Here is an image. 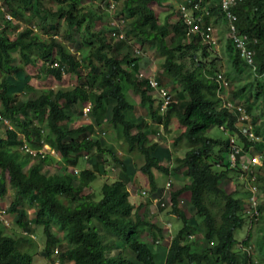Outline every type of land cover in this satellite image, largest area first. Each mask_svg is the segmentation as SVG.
Instances as JSON below:
<instances>
[{"label": "trees", "instance_id": "1", "mask_svg": "<svg viewBox=\"0 0 264 264\" xmlns=\"http://www.w3.org/2000/svg\"><path fill=\"white\" fill-rule=\"evenodd\" d=\"M49 1L53 6L46 5V0H0L5 14L16 20L3 18L0 22V198L11 191L9 212L15 215L13 223L25 231L16 233L0 219V264H32L27 247L33 238L26 234L31 233L32 225L24 210L31 207L35 209L33 225L42 226L45 235L40 254L49 260L58 255L64 264H129L126 250L140 264H255L253 249L259 264L264 263V222L256 226L254 235L249 230L238 244L235 234L244 225V215L253 209H246L251 206L249 199L245 205L227 192V171L236 169L215 168L216 161L223 166L221 152L229 151L230 138L243 143L237 159L248 152L262 153L264 158V0H239L231 9L237 18V33L249 38L254 64L240 57L231 38H226L227 59L235 76L248 68L251 77L232 89L226 99L233 104L230 110L222 105L221 94H228L235 76L205 70L204 62L195 59L198 50L203 57L212 55L211 48L199 33L186 35L178 7L176 22H169L166 15L160 23L159 15L172 8L163 0ZM201 4L209 11L203 17L205 22L210 17L213 25L224 21L228 32L219 0H201ZM116 5L127 17L124 28L111 25L107 30L101 20L112 22ZM24 15H30L31 21L20 28ZM106 30L124 37L111 42ZM121 42H128L124 50L118 47ZM185 50L194 51L190 64L183 59ZM142 51L156 56L160 73L175 85L164 111L147 82L153 62L146 68L139 66ZM35 66L38 72L30 74L27 68ZM241 96L245 105L237 101ZM239 104L259 137L255 142L241 133L242 122L234 109ZM76 105L81 107L77 112L88 108L89 124L70 122ZM137 105L145 109L152 123L135 114ZM174 117L183 130L172 145L186 144L181 157L158 139L148 144L157 133L153 123L168 129ZM214 126L222 127L228 139L209 136ZM109 128L115 129L128 151L144 160L139 172L146 178L147 189L136 206L129 198L139 189L134 169L129 172L125 161L111 152L109 144H103L102 135ZM44 143L54 153L44 150L33 155L27 150L28 146L40 149ZM106 153L121 174L103 181L95 196L94 186L98 185L93 182L104 174ZM53 154L64 166L43 170L42 163ZM83 156L89 167L80 165ZM156 171L166 176L171 171L182 174L187 182L159 187ZM257 178L263 182L258 184L257 196L263 200L261 204L257 201L255 216L260 221L264 220V175ZM185 194L189 214L180 206ZM166 196L168 213L182 223L174 236L167 225L160 227L156 222L157 212L168 205L163 199ZM153 199L158 200L157 212L146 221ZM145 227L149 228L146 234ZM51 229L61 233L63 249Z\"/></svg>", "mask_w": 264, "mask_h": 264}, {"label": "rangeland", "instance_id": "2", "mask_svg": "<svg viewBox=\"0 0 264 264\" xmlns=\"http://www.w3.org/2000/svg\"><path fill=\"white\" fill-rule=\"evenodd\" d=\"M182 0H163L164 4H169L170 6H172L171 9H168L166 11H163L158 18V21L160 23H162L165 19V16L169 15V22H176L179 18V14L177 12V7L180 4ZM46 5H51L53 6L52 1H47L46 0ZM2 6V5H1ZM119 8L120 5L113 8L114 12L112 13L113 15L116 13V15L113 17L112 22L113 25L111 24V21H104L101 20V23H104V27H106L107 30H110L109 27L112 25L113 27L117 28V29H122V26L124 28V22L126 20V15L120 14L119 13ZM33 14V13H30ZM3 18H6L5 16V11H2V9L0 8V22H2ZM12 20H14V22H16V20L14 18L11 17ZM35 19V18H34ZM110 20V18H109ZM31 21V16L30 15H24L22 17V23L20 25V28H25L26 26H28L30 24ZM172 24V23H170ZM106 30V36L108 37L107 39L111 42H117V38H123L124 34L122 33H118L117 32H111V31H107ZM10 33L12 34V31H10ZM214 37L216 39V44L213 48L209 49V51L211 52L212 55H207L206 57H203V55L201 54V51H196L197 55L195 56V59L197 61H202L204 62V69L205 70H211L213 72H223L224 74H226V72H230L235 76L234 73V69H232V67H230L231 65L229 64V60L227 59V51H226V38L229 37L228 32H226V23L224 21H219L215 24V32H214ZM126 45H128V42H126V44L124 42H121V44H119V49L120 50H124L126 48ZM136 51V49L134 50ZM140 51V50H139ZM194 51L191 50H185V52H183L182 56L183 59L186 61L187 64H190V58L192 56V53ZM144 51H142V58L139 60V66L141 68H146L147 66H149L150 64H152L153 62V68L151 70V72L149 73L154 74L156 78L160 79V84L169 90V93L171 95H174L175 91H174V84H172V80H169L168 78H165L161 73H160V68H158V61L156 60V56L152 55L151 53H145ZM191 66V65H190ZM28 72L30 74H35L38 72V66H35L33 68H27ZM249 70L248 68H246L242 74L236 75L234 80L230 81L229 84V90H228V94L227 92H224L221 94V97L226 101V99L229 100L230 94L232 89H234V87L241 85V84H245L249 81H251V77H249ZM71 79H74V77H72ZM35 81V76H34V80ZM72 83L75 84L74 80H72ZM167 90V91H168ZM40 89L37 88L36 92H39ZM129 97H131L132 99L134 98V96L129 92L128 93ZM228 95V97H227ZM237 101H239L241 104H246V100L244 99L243 96L240 97V99L238 98ZM75 111L70 113V122H73L75 126L79 125L80 123H86L89 124L91 122L90 118L87 117L85 115V111L88 109L87 107H83V111L81 112H77V110H80L79 108H81L80 106L76 105L74 106ZM254 111V110H253ZM252 111V113L254 114V112ZM135 114L137 116L143 115L146 118V121L149 123H152V121H150L149 116L147 115L145 109H143L140 106H136V111ZM153 127L157 129V133H155L154 137L151 138L148 142V144H151L152 142H155L157 139L160 141V144L162 146H169L171 147V151L173 154H175V156H183L184 152L186 151V144L183 141H179V143L175 146L172 145V140L174 139V137H176L177 135H179L182 130L183 127L181 126V124L179 123V121L174 117L171 120V124L169 125L168 129H164L161 125H157L153 123ZM136 129H134L132 132H135ZM94 132L96 133V129H94ZM208 135L213 137V138H220L222 140H227L228 139V133L223 131V128H218L217 126H214L211 130H209ZM103 144L108 145V148H111V152L116 154V156L121 160V161H125V163L128 165V170L130 172L133 171L132 169H134L135 171V178H136V182H138L139 185V189L138 191H132V195H130V201L136 206L138 205L142 199L144 198V193H146V189H147V181L146 178L139 172V168L140 166L143 164L144 160L141 156L138 155L137 152H130L127 149V145L126 143L122 142L121 138L119 137V135L117 134V132L115 131V129L113 128H109L108 130H106L103 135ZM21 137V136H20ZM237 141V140H236ZM237 143L240 144L239 141H237ZM240 146L242 147L243 145L240 144ZM161 147V146H160ZM251 153H242L241 154V158L240 161H242V163L244 164H248L250 162L251 159ZM221 157H222V161H223V166L218 163V161H216V166L215 168H217V170H224V168L229 166V151L227 150H222L221 152ZM165 159L162 161V164H165ZM103 164V168H104V174L102 176H97V178L94 180L93 185H98V186H94V193L95 196L99 193L100 189L99 186L101 185V183L103 181H107V180H115L116 178L119 177V175L121 174L120 168L114 163V161L112 160V158L106 153L104 155V159L102 161ZM238 164H241V162H238ZM80 165L82 167H89L90 163L84 158H81L80 160ZM169 166H173V162L168 164ZM64 163L59 159H57V157L53 154L51 157H48L47 160L45 161V163H42V167L43 170L46 171H55L54 168H59V167H63ZM254 170L255 174V178H253L252 176L250 177V175L248 174V172L242 173L241 171H237L235 172L234 170H229L228 169V177H229V186L226 188L227 192L230 191V193L233 195L234 198H240L242 200H244L245 205L247 204V199L250 195L249 191H248V185L250 184L249 179H253L254 182H251V184L255 185L256 187V197H257V201L259 204L262 203L263 198L261 197V195L259 194V198L257 196V194L260 192V188H258V184L261 186L263 184V182L260 180H258V177H261L264 175V158H263V154H259V158H258V166H251ZM79 171H77L78 173ZM182 175V174H181ZM179 175V173L174 174L172 171L170 173V175L166 176L164 174H161L159 171L155 172V176H156V181H157V185L160 187L164 186L167 187L169 182H180V183H186L187 182V178H185L184 176ZM259 182H258V181ZM256 183V184H255ZM144 190V191H143ZM87 192V191H85ZM188 197V194H185L183 197H181V208L184 209L185 211L188 212L191 210L190 205L187 203V201L185 200V198ZM256 197L254 202L256 203ZM165 200V203L168 204L165 207V210L162 212H157L156 208L154 207V204H150L149 205V210H150V214L149 216L146 218V221H151L152 219V215H155L157 212V217H156V222L157 225L162 227L163 225H167L171 235L174 236L177 231L181 228L182 223L180 221V219H178L177 217L169 214V197L167 198H163ZM12 200V194L11 191L8 190L5 194V196L3 198H0V205H2L3 207H1L0 209L5 210L4 213H0V219H2L4 222L5 220L8 222L7 226L12 227V229L17 231H22L20 228H18L17 225H15L13 223V218H15V215L9 212V204ZM156 199H153V203H155L156 205ZM244 205V206H245ZM24 209V207H21ZM246 208V207H245ZM246 209H249V207H247ZM25 212L27 213V220L31 222L32 225V231H30L31 233H26L29 236H31L33 238L28 240L30 244L29 247H27L28 253L31 255L32 258V264H64L63 260L57 255L56 258H54L53 260H49L45 257H43L40 253L42 252V250L44 249V245H45V235L43 233V227L39 226V225H33V217H34V208H26L24 209ZM154 212V213H153ZM256 214L255 212L253 213V215ZM252 214L249 216L244 215V225L241 229H239L236 234V240L238 241V244H240L241 241H244L247 232L250 230V232L254 235L256 226L258 224H263L264 220H255V217ZM3 216V217H2ZM12 219V220H11ZM256 223H254V222ZM254 224H253V223ZM259 222V223H258ZM0 227H2V224L0 223ZM3 228V227H2ZM10 229V230H12ZM145 233L149 232V228L145 227ZM9 231V230H8ZM24 231V230H23ZM22 231V232H23ZM11 232V231H10ZM25 232V231H24ZM23 232V233H24ZM51 232H53V234L56 235V243H58V245L61 247V249L64 248V241L63 238L61 237V233H56L53 231V229H51ZM32 246V247H31ZM31 247V248H30ZM240 248L242 250V247H240L239 245L236 248ZM56 250H59L56 249ZM127 258L129 259L130 263L129 264H140L134 257V254L131 253L130 251L126 250L125 251ZM255 251L253 249V254L252 257L254 259V262H256L255 264H259L260 262H258V260L256 259V257H254ZM242 258L240 257V260ZM264 264V263H262Z\"/></svg>", "mask_w": 264, "mask_h": 264}, {"label": "built area", "instance_id": "3", "mask_svg": "<svg viewBox=\"0 0 264 264\" xmlns=\"http://www.w3.org/2000/svg\"><path fill=\"white\" fill-rule=\"evenodd\" d=\"M237 1L238 0H220V5L228 22L229 36L236 50L239 52V56L244 58L247 63L254 64V54L252 49L249 47V39L246 35L237 33L234 24V22L236 21V16L232 13L231 8L237 3ZM201 8L202 7L200 5V1L194 2V0H186V3L180 6L181 15L185 25L186 35H191L192 33H199L202 36L203 40L211 46L216 43L215 38L213 36V27L210 23H206L203 19L204 15H209L208 10ZM199 10L202 11V14L199 13L200 15H197V12ZM6 17L10 19L9 15H6ZM140 77H142V75H140ZM218 77L221 78V75H218ZM149 84L151 88L155 89L158 98L161 100L160 109L161 111H164L170 101L171 94L163 86H160L154 76L149 78ZM227 84V81H223L224 86H227ZM222 105L229 110L233 108V104L229 101L224 100L222 102ZM234 109L237 110L236 114L238 120L242 122V125L240 126L241 133L250 141L255 142L259 140V137L254 133L253 125L248 121L249 117L244 108L241 105H235ZM230 142V161L231 164H235L236 155L241 148L236 145L232 138ZM27 150L33 155H35L36 153H43L44 150H48L49 152L54 153L53 149H51L46 143H44L40 149L34 150L28 146ZM258 158V155L252 156L249 163L258 164ZM247 166L248 164H242V167L244 169H246ZM251 200L254 203L253 197L251 198ZM0 213H4V210L0 209ZM5 224H8L6 220Z\"/></svg>", "mask_w": 264, "mask_h": 264}, {"label": "clouds", "instance_id": "4", "mask_svg": "<svg viewBox=\"0 0 264 264\" xmlns=\"http://www.w3.org/2000/svg\"><path fill=\"white\" fill-rule=\"evenodd\" d=\"M197 0H194V2H196ZM200 1V5H201V9H207V7H203L202 6V4H201V0H199ZM239 1V0H238ZM237 1V2H238ZM219 2H220V0H219ZM186 3V0H182L181 2H180V4L178 5V9H179V13H180V17H181V19H183L182 18V15H181V11H180V6L182 5V4H185ZM237 4V3H236ZM205 6H207V5H205ZM221 6V5H220ZM0 8L2 9V11H5V7L4 6H0ZM233 8V7H232ZM231 8V9H232ZM208 10V9H207ZM209 12V11H208ZM5 15H8V14H5ZM207 16H209V15H207ZM236 16V15H235ZM7 18V17H6ZM10 19H11V17H10ZM237 19V18H236ZM209 20V19H208ZM114 21V20H113ZM184 22V21H183ZM208 22V21H207ZM206 22V23H207ZM113 23H115V22H111V24L113 25ZM208 23H210L211 25H212V27H213V36H214V32H215V25H213L212 24V22H211V17H210V21L208 22ZM228 26V25H227ZM228 28V27H227ZM228 34H229V31H228ZM241 34V33H240ZM245 35V34H244ZM215 38V37H214ZM229 38H230V36H229ZM248 38V37H247ZM249 39V38H248ZM215 41H216V39H215ZM232 41V40H231ZM216 44V43H215ZM215 44L214 45H209L208 44V46L210 47V48H213L214 46H215ZM250 47V46H249ZM253 54H254V52H253ZM152 76H154V78L157 80V78L155 77V75L154 74H152V75H150L148 78H147V82H148V85L150 86V84H149V78L150 77H152ZM262 77H263V79H264V73L262 74ZM158 81V80H157ZM159 83V82H158ZM160 84V83H159ZM160 86H162L161 84H160ZM150 88H151V86H150ZM151 89H153V88H151ZM154 91H155V89H153ZM152 90V94H157L156 93V91L154 92ZM157 98H158V95H157ZM240 105V104H239ZM242 106V105H241ZM220 128H222V127H220ZM230 140H231V138H230ZM235 142V141H234ZM236 143V145H238L241 149H240V151L237 153V155H239L240 154V152L242 151V148H243V146L241 147L240 146V144H242L243 145V143L242 142H240V144L239 143H237V142H235ZM230 145H231V142H230ZM237 155H236V162H235V164H231V161H230V147H229V166L231 167V168H234V169H236V170H234L235 172H237V171H241L242 173H245V172H248V174L250 175V177L252 176L253 178H255V174H253L254 173V170H253V168L251 167V166H258V164H250V163H248V166H247V168L246 169H244L243 167H242V161H240V158H241V155H240V158L239 159H237ZM255 155H258L259 156V154H254V155H251V157L252 156H255ZM238 162H241V164H238ZM249 181H250V184L248 185V191H249V193H250V195H249V197H248V199H249V202H250V204H251V206L249 207V209H253V212H251V213H249V216L252 214L253 215V213L255 212L256 214H254L252 217H255V216H257L258 215V212L256 211V205H257V202L255 203H253V201L251 200V198L253 197V199L255 200V197H256V193H257V191L255 190L256 189V187H255V185H253V184H251V182H254V180L253 179H249ZM168 186V185H167ZM144 191V190H143ZM144 193V192H143ZM156 201V205H157V203H158V200H155ZM256 201H257V197H256ZM155 205V203H154V206H156ZM161 205H163V203H161Z\"/></svg>", "mask_w": 264, "mask_h": 264}]
</instances>
